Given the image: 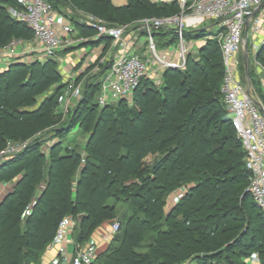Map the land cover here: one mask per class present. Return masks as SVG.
Masks as SVG:
<instances>
[{
    "label": "trees",
    "instance_id": "1",
    "mask_svg": "<svg viewBox=\"0 0 264 264\" xmlns=\"http://www.w3.org/2000/svg\"><path fill=\"white\" fill-rule=\"evenodd\" d=\"M46 1L56 12L85 11L110 26L180 11L177 0H126L122 5L111 0ZM9 8H19L16 0H0V49L14 39L33 38L32 30L12 18ZM70 19L78 35L95 31ZM208 33L186 30L184 38L202 39ZM152 35L157 49L178 40L173 30H156ZM106 38L91 37L87 43H104ZM111 61L104 66L97 63L100 71L82 90L67 122L51 130L50 137L59 141L50 145L48 162L39 149L44 140L33 133L48 126L57 106L56 92L65 82L40 106L29 107L38 94L61 81L57 60L19 57L0 71V80L16 71L0 84V149L7 140L33 136L0 162L1 169L22 160L9 176L18 178L0 200V264H39L66 216L75 222L74 250L93 232L118 220L119 232L90 264L103 256L109 257L106 264H244L240 258L250 248L261 251L264 264V213L246 191L245 151L219 91L223 62L217 40L207 39L188 53L182 68L163 69L159 85L143 78L129 99L99 107L94 97ZM10 90L14 93L8 96ZM81 111L86 113L81 116ZM77 124L88 134L81 148L83 158L81 149L62 143L64 134ZM149 155L152 159L146 162ZM180 188L182 198L165 213L169 197ZM108 199L123 201L128 209L119 216ZM151 232L154 251L138 252Z\"/></svg>",
    "mask_w": 264,
    "mask_h": 264
},
{
    "label": "built area",
    "instance_id": "2",
    "mask_svg": "<svg viewBox=\"0 0 264 264\" xmlns=\"http://www.w3.org/2000/svg\"><path fill=\"white\" fill-rule=\"evenodd\" d=\"M16 2L19 8H9V14L12 18L27 24L33 33L31 41L37 45L20 51L16 45L24 41L14 39L0 49V52H7V56L14 59L19 57L24 59L28 51L32 53L35 51L38 59H44L53 57L61 46L75 44V36L78 33L75 27L70 21L58 22L49 2L46 0ZM177 2L180 5L178 13L144 19L141 25L146 29L144 43L147 44L145 47L148 55L143 56L128 51L132 38H129L128 42V38L124 36L125 26H110L92 16L84 15L86 18L84 22L95 28L97 36H107L119 46L118 54L113 57L110 68L101 80L96 101L103 107L110 102L129 99L143 78H151L155 84H160V73L163 69L182 68L186 55L194 46L198 48L205 44L207 39H216L223 62L219 91L236 137L245 151L244 168L249 178L246 191L264 213V103L261 101L260 108L255 101V95L246 85L247 82L241 80L242 61L239 57L245 39L255 53L264 44V0H177ZM188 20L192 22L188 23ZM56 23H59L63 36L57 34ZM198 25L203 26L197 28ZM214 25L217 26L214 34L208 33L202 39H191L193 42L185 43L186 30L204 29L209 32ZM156 30H173L177 34L178 48L172 49L173 55H166L165 50L159 51L161 54L158 53L152 35ZM134 40L140 38L135 36ZM71 85L69 88H72ZM79 91L76 87L71 93L77 96ZM24 146L25 144L18 148L8 143L0 149V162L10 158ZM74 224L71 216H66L60 221L56 234L48 246V249L55 251L50 264H90L94 261L97 252L95 242L89 241L84 247L73 250V239L69 233ZM118 229L119 223L114 222L108 232L116 233Z\"/></svg>",
    "mask_w": 264,
    "mask_h": 264
},
{
    "label": "rangeland",
    "instance_id": "3",
    "mask_svg": "<svg viewBox=\"0 0 264 264\" xmlns=\"http://www.w3.org/2000/svg\"><path fill=\"white\" fill-rule=\"evenodd\" d=\"M178 6H180V5L178 4ZM53 11H54V15L57 19V16H58L57 14L59 12H56L55 10H53ZM70 11H71L70 9L61 8V13H59V15H62V16L65 15V19H68V16H70L73 19L81 17V19L83 21H85L86 18L79 15V13L80 14L82 13L83 15L92 16L94 19L100 20V21L105 23V21L102 20V18L98 17L97 15H93V14L87 13L85 11H77L79 13L70 12ZM152 17H154V16H152ZM147 18H150V17H147ZM144 19H146V17L141 18L137 22L131 21L128 24L125 23L123 25H115V26H125L126 31L124 33V36L126 38H128V42H129V38H132V40H130V42H134L135 36H137L141 32H146V29L143 28L141 25L144 22ZM202 26L203 25H198L197 28L198 27L201 28ZM93 29L95 30V28H93ZM216 31H217L216 25H214L213 27H211L209 29V32H216ZM60 36H63V35H60ZM70 36H68V37H70ZM83 36L78 35V33H77V36H75V41H74L76 45H74V46L72 45L71 47L70 46H67V47L61 46L55 52V55L53 57L57 60V67L59 68V70L62 74L61 81L50 85L43 93L38 94L34 99V103L31 105V107H29L30 109H33V108L40 106L43 102H45V100L48 98V96L54 95L56 89L61 84H63L65 82V87L61 88L60 90H57V92H56L55 98H56L57 106L53 109V111L50 113V115L48 117V126L45 129H42V130H39V131L33 133L35 135L34 137H38V138L44 140V143L41 144L39 149L45 153V159H44L45 162H48V160H49L48 159L49 158L48 153H49L50 145L59 141L58 137H50V134L53 133V131H51V130H55L56 128L59 127V125L65 124L67 122V120L69 119L70 113L78 105L77 102L81 98L82 90L85 88L86 84H88L91 81H94L95 77L97 76L94 74H97L100 71V66H104L106 64H109L111 59H113V57L118 54L119 46L115 41L111 40V38L104 39V41H103L104 43L102 45L103 47L101 49L98 46H97L98 49H94V48H97L96 46L90 47V44L87 43L88 38H91V37L99 38V37H101V36H97L96 30L94 32H89V34L86 33V35L84 37ZM139 37H140L139 41H145L146 40V35H144V34H141ZM189 42H193V40H189V41L186 40L185 41V43H187V44ZM24 44H26V45L31 44V45L23 46ZM36 45L37 44L34 41L30 40L29 42H25V41L23 43L21 42V43L17 44L16 46H17L18 50L20 49V51H23L24 49H28V47H30V46H32L34 48V47H36ZM95 45H98V44H95ZM146 45L147 44L143 43V47H142L143 49H142L141 53L140 52L139 53L136 52V53H138L142 56L146 55V54L148 55V53L146 52V47H145ZM169 48L170 49L178 48V43L174 42L173 44H171V46ZM247 48H248V73H249L250 83H251V86L256 89L260 98H262V100H264V48H260L258 53H255L253 51L250 43H248ZM196 50H197V47L194 46L193 49L191 50V52L194 53ZM241 50L239 52V57L242 61L241 67H240V78L242 81L246 82L247 79H246L244 68H243V63H244V61H243V59H244L243 48H241ZM157 51L159 54H161V52H159V49H157ZM7 54H8L7 52H0V71L2 69H5L7 66H9V64L13 60H15L13 57L7 56ZM36 54L37 53L35 51L33 53L31 51H28L25 56L26 57L28 56L27 60L35 59V58H38V55H36ZM97 63H100V66L97 65ZM92 65H94V66H92ZM15 73H16V71L11 72L8 76L1 79L0 84L3 86L5 84V82H7L9 77L14 76ZM81 75H82V78L78 82H76L75 81L76 78L81 76ZM17 82L20 84L21 79H19V81H17ZM70 85L72 86V88H69ZM76 87H78L80 91H79L77 96H73L71 91L73 88H76ZM13 93H14V90H12V91L10 90L8 93V96H11ZM60 97H62V98H60ZM94 98L96 99V97H94ZM99 107H101V106H99ZM85 113H86L85 111H81L80 114H81V116H83ZM96 114H97V112H96ZM72 116H74V114ZM31 129H30V131H31ZM30 131H28V132H30ZM47 131H51V132L47 133ZM29 135H30V137H27V138H21L18 140H7V142L5 143V146L9 143L12 146L14 145V146L20 148L24 144L26 145L27 143H29L30 140L33 138V136H31L32 134H29ZM87 137H88V134L83 132L80 128H78V124H77L71 132L64 134V136L62 137V139H63L62 143H63V146L67 147L68 149L75 148L77 150H80L81 148H83V145L85 144ZM80 152H81L82 158H83L84 157L83 150L81 149ZM151 159H152V156L149 155L148 157L145 158V161L149 162ZM21 162H22V160L16 161L15 163L0 169V200L4 197L5 193L10 189L12 183L16 180V178H18V175H16L12 179H9V176L13 175L14 173H16L18 171L17 169H18V166L21 164ZM6 178H8V179L6 180ZM248 184H249V182H248ZM247 187H248V185H247ZM236 188L239 189V185H236ZM182 196H183V189L180 188V189L175 190L173 192V194H171V196L169 197V201H168L167 205L164 207V212L166 213L167 210L171 207V205L176 204L182 198ZM108 203H114L115 213H117L119 216L121 214H123L128 209L127 204L124 203L123 201H116L114 199H108ZM246 204L248 205V203H246ZM251 212H253V211H251ZM253 214H256L255 211L253 212ZM114 222H118V220L115 219ZM117 232H119V231H116V233ZM234 232H236V230L233 231V233ZM116 233L110 234L107 231V233H106V235H105V237L101 243L93 241L97 245L96 254L105 249V247L107 246L109 241L115 236ZM93 234H94V232H93ZM93 234L91 235V237L93 236ZM227 235H229V233H227ZM69 236L72 238L71 232L69 233ZM91 237L89 239H91ZM154 237H155V234L153 232H151L150 234L147 233V237H145L143 239V243H142L143 245L140 249H138V252L145 253V254H147V253L150 254L151 252H153L154 249L151 248L150 246H151V243L154 241ZM87 243L83 244L80 247H84L85 245H87ZM48 246L46 249H48ZM45 250H44V252H45ZM44 252H43L42 256L40 257L39 264L42 261V257L44 256ZM260 252L261 251H259V249L258 250H256V249L252 250V248H250L246 251V254L240 259L244 264H261ZM108 259H109V257L103 256V257L97 259L95 264H106V261Z\"/></svg>",
    "mask_w": 264,
    "mask_h": 264
},
{
    "label": "crops",
    "instance_id": "4",
    "mask_svg": "<svg viewBox=\"0 0 264 264\" xmlns=\"http://www.w3.org/2000/svg\"><path fill=\"white\" fill-rule=\"evenodd\" d=\"M112 1V3L114 4V5H122V4H124L125 2H126V0H111ZM153 1H155V2H157V1H161V2H170V1H172V0H153ZM58 16H57V21L58 22H62V21H70L71 19H70V16H68V19H65V15H59V13L57 14ZM80 15V14H79ZM81 16H83L84 17V15L83 14H81ZM77 17V16H76ZM75 20H77V21H79V22H84L82 19H81V17H78V18H74ZM85 23V22H84ZM73 24V23H72ZM55 30H56V32H57V34H59V35H64L63 34V32L61 31V27H60V25L58 24V23H56L55 24ZM209 33H212V34H214L215 32H209ZM141 34H144V35H146V32H141L140 34H138L137 35V38H140L139 36L141 35ZM94 39H97L96 37H94ZM135 41V40H134ZM142 42L144 43L145 41H139V40H137V41H135V42H129V46H128V51L129 52H134V53H136V52H140L141 53V51H142V47H143V44H142ZM80 43V42H79ZM74 45H76V44H74ZM73 45V46H74ZM103 45V43H100V44H98V45H95V44H90V47H99L100 49L103 47L102 46ZM98 47L97 48H94V49H98ZM162 50H165L166 51V55H168V56H171V55H173L174 54V50H172V49H170V48H168V47H166V48H162V49H159V51H162ZM192 50V49H191ZM137 53V54H138ZM37 55V54H36ZM24 59H28V56L26 57V58H24ZM246 85H248L247 83H246ZM250 90H251V92L255 95V94H257L258 95V93H257V91H256V89L254 88V87H252V86H250ZM258 97L260 98V96L258 95ZM260 100L264 103V100H262V98H260ZM110 226L111 225H104L103 226V228H101L100 230H96L95 232H94V234H93V236L91 237V239H89L88 240V242L89 241H96V242H102L103 241V239H104V237H105V235H106V233H107V231L109 230V228H110ZM70 248L72 249V246H70ZM54 254H55V251L53 250V249H46L45 250V252H44V256L42 257V261L40 262V264H50V261L52 260V258H53V256H54Z\"/></svg>",
    "mask_w": 264,
    "mask_h": 264
},
{
    "label": "water",
    "instance_id": "5",
    "mask_svg": "<svg viewBox=\"0 0 264 264\" xmlns=\"http://www.w3.org/2000/svg\"><path fill=\"white\" fill-rule=\"evenodd\" d=\"M245 35H246V29H245ZM243 56H244V59H243V61H244L243 68H244L245 76H246V79H247L246 82L248 84L247 85L248 88H250L251 83H250V78H249V73H248V48H247V41H246V39L244 40V43H243ZM255 101L259 105V107L261 108L262 107L261 106V100H260V98L258 97L257 94H255ZM82 216H83V214H79L78 219L82 218Z\"/></svg>",
    "mask_w": 264,
    "mask_h": 264
},
{
    "label": "bare ground",
    "instance_id": "6",
    "mask_svg": "<svg viewBox=\"0 0 264 264\" xmlns=\"http://www.w3.org/2000/svg\"><path fill=\"white\" fill-rule=\"evenodd\" d=\"M190 22H192V20H188V23H190ZM78 248H81V247L79 246ZM78 248H77V249H78ZM77 249H76V250H77ZM73 250H74V249H73Z\"/></svg>",
    "mask_w": 264,
    "mask_h": 264
}]
</instances>
